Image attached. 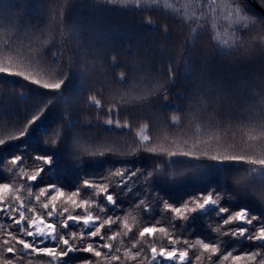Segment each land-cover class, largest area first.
Returning <instances> with one entry per match:
<instances>
[{
  "label": "snow or ice",
  "instance_id": "obj_1",
  "mask_svg": "<svg viewBox=\"0 0 264 264\" xmlns=\"http://www.w3.org/2000/svg\"><path fill=\"white\" fill-rule=\"evenodd\" d=\"M0 264H264V0H0Z\"/></svg>",
  "mask_w": 264,
  "mask_h": 264
},
{
  "label": "trees",
  "instance_id": "obj_2",
  "mask_svg": "<svg viewBox=\"0 0 264 264\" xmlns=\"http://www.w3.org/2000/svg\"><path fill=\"white\" fill-rule=\"evenodd\" d=\"M10 3H15L17 0H9ZM53 4H56L58 0H50ZM91 0H81L82 4L90 3ZM87 9H78V14H86ZM106 19L104 21V27H106L109 30H115V31H121L126 34V41L131 40L132 44L138 46L141 49V52L144 51L148 52L149 60H158L160 59V56L156 50L155 42L158 40V37L151 36L147 31L140 30L138 26L133 22V19L131 17H124L120 13H106L105 14ZM51 26L55 28L56 21H49ZM140 41H144V43H140ZM128 44L125 43V50H127ZM231 71H234L237 76H250L253 73V69L251 68H237L233 69ZM175 101H173V104L175 105ZM171 112V110H170ZM81 123H95V121H81ZM187 128V123L185 122L182 126V130ZM153 129V133H154ZM82 136H95L99 135L102 138L105 136H108L107 133L103 132L101 129L93 128L91 131H85L81 133ZM111 140L117 141L118 143L122 144L123 141L127 140L129 143L131 142V138L129 137H118V136H109L108 137ZM130 159L136 160V166L139 167L140 165L148 163L147 161L136 159V157H130ZM93 169H95L98 172H103L104 167L100 164H94ZM110 167V165H109ZM107 174V173H105ZM62 180L66 184H74L75 178L78 175V173L74 170V168L70 165H66L65 170L62 172ZM118 178H113V182H115ZM135 179V178H133ZM136 186L134 185V188ZM167 190L172 191L175 196H182L185 191H192L193 186L188 185L186 187L177 186L175 188H168ZM125 204L131 203L127 198L124 199ZM214 219V218H213ZM202 234H207L206 225L204 221H199L196 224L192 225V227L189 229L188 233H184L185 236L188 238H195L197 236H200ZM214 235V234H213ZM166 243V242H165ZM180 247V246H178ZM192 253H190V256ZM41 259V258H36Z\"/></svg>",
  "mask_w": 264,
  "mask_h": 264
}]
</instances>
